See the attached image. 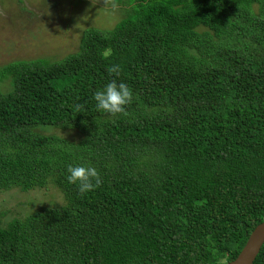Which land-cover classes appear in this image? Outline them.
<instances>
[{
    "label": "trees",
    "instance_id": "obj_1",
    "mask_svg": "<svg viewBox=\"0 0 264 264\" xmlns=\"http://www.w3.org/2000/svg\"><path fill=\"white\" fill-rule=\"evenodd\" d=\"M111 2L118 24L75 53L0 67V191L64 198L0 220V264H226L264 223V0ZM113 79L131 102L96 110ZM79 164L101 181L86 193Z\"/></svg>",
    "mask_w": 264,
    "mask_h": 264
},
{
    "label": "rangeland",
    "instance_id": "obj_2",
    "mask_svg": "<svg viewBox=\"0 0 264 264\" xmlns=\"http://www.w3.org/2000/svg\"><path fill=\"white\" fill-rule=\"evenodd\" d=\"M122 13L111 0H0V67L34 59L59 61L75 53L88 28L109 30ZM10 87V79L4 83ZM40 132V131H39ZM42 132L78 142L75 129L47 127ZM64 204L58 188L22 192L0 191V220L15 218Z\"/></svg>",
    "mask_w": 264,
    "mask_h": 264
},
{
    "label": "clouds",
    "instance_id": "obj_3",
    "mask_svg": "<svg viewBox=\"0 0 264 264\" xmlns=\"http://www.w3.org/2000/svg\"><path fill=\"white\" fill-rule=\"evenodd\" d=\"M109 73L119 75L118 66H110ZM92 99L95 101V108L98 111L117 114L125 111V105L131 102L132 91L129 86L120 81L119 83L113 79L107 82L102 88L97 89L92 94ZM82 107L80 104L74 105V108L79 110ZM67 181L74 184L80 193H86L93 190L100 184L99 173L95 167L91 165H69L67 167Z\"/></svg>",
    "mask_w": 264,
    "mask_h": 264
},
{
    "label": "water",
    "instance_id": "obj_4",
    "mask_svg": "<svg viewBox=\"0 0 264 264\" xmlns=\"http://www.w3.org/2000/svg\"><path fill=\"white\" fill-rule=\"evenodd\" d=\"M264 245V223L259 224L249 235L238 256L226 264H254Z\"/></svg>",
    "mask_w": 264,
    "mask_h": 264
}]
</instances>
